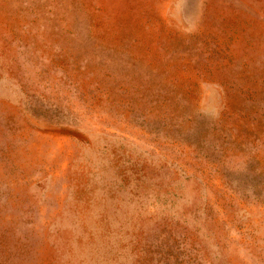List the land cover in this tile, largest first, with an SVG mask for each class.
<instances>
[{"label":"rangeland","instance_id":"374dc122","mask_svg":"<svg viewBox=\"0 0 264 264\" xmlns=\"http://www.w3.org/2000/svg\"><path fill=\"white\" fill-rule=\"evenodd\" d=\"M0 264H264V0H0Z\"/></svg>","mask_w":264,"mask_h":264}]
</instances>
